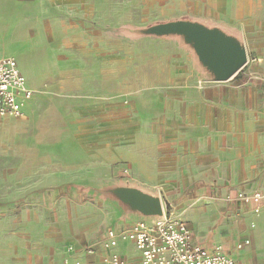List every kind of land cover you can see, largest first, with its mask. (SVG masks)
I'll return each mask as SVG.
<instances>
[{"label":"rangeland","instance_id":"obj_1","mask_svg":"<svg viewBox=\"0 0 264 264\" xmlns=\"http://www.w3.org/2000/svg\"><path fill=\"white\" fill-rule=\"evenodd\" d=\"M49 1L40 0L30 10L19 4L14 12L1 11L0 57H14L28 80L37 77L31 73L36 66L83 65L105 76L115 69L121 96L118 105L90 107L81 114L80 108L54 105L68 102L63 91L59 99L33 102V97L20 116L0 118V211L21 218L26 246L45 250L51 257L47 264H67L71 241L95 253L83 250L69 264H97L94 258L105 231L97 219L106 203L56 186L129 177L157 188L168 214L181 215L208 247L219 227L210 217L212 203L225 214L230 203L223 193L234 185L242 187L234 183L238 176L264 157V0H60L58 6ZM213 6L221 9L218 17ZM248 16L257 25H250ZM184 17L240 33L247 62L229 79L211 80L178 38L127 32ZM82 33L87 52L80 43ZM185 65L201 89V97L192 101L199 104L198 124L203 131L212 126L209 131L215 132L200 140L211 161L190 160L189 167L200 177L188 187L176 183L183 146L169 133L171 124L176 129L169 119L175 120L180 98L175 73ZM109 227L117 229L118 224Z\"/></svg>","mask_w":264,"mask_h":264},{"label":"crops","instance_id":"obj_2","mask_svg":"<svg viewBox=\"0 0 264 264\" xmlns=\"http://www.w3.org/2000/svg\"><path fill=\"white\" fill-rule=\"evenodd\" d=\"M39 2L40 0H0V17L3 16L1 11L9 10V13L14 12L19 4L25 5L24 8L30 10L32 9L31 7L39 4ZM49 4L58 6L61 5V2L60 0H50ZM211 9L214 11L215 17L221 15L220 8L213 6ZM11 17L13 16H10V18ZM248 19L251 21L250 25H257L252 22L253 19L251 16H248ZM257 20L262 22L261 19ZM13 21L14 20L10 21L9 25H11ZM80 26L81 28H86L85 24H80ZM80 35V43L85 48L84 52H87V37L83 35V33ZM94 50L99 51V47H94ZM76 55L77 52L75 55H70V59H75ZM31 73L35 74L37 77L29 80L26 77V84L27 87L33 91V95L31 98L24 100L23 108L30 103L33 97V102L59 99L63 91L67 93L66 100H68V102L54 105L63 106L64 104L65 106L80 108L79 113L81 114L87 113L90 107L106 108L119 104L118 99L121 96V78L118 70L112 69L111 72L105 76L99 73L98 70L90 69L83 65L57 68H42L36 66L31 69ZM40 75L44 76L40 77ZM175 75H177L175 80L181 82V88L177 93L181 99L177 98L175 102V120H173V118L169 119L170 122H176V129L174 130L175 125L171 124L170 126L172 129L169 133L174 138H177L179 142L181 140L183 146L182 154L178 152L179 168L177 169V173L179 177L176 178V183L188 187L200 177L198 170L189 167L190 160H193L194 164L208 163L211 161L210 153H205V148L202 147L200 140L202 137L214 136L215 132L209 131L213 129L212 126L209 127V130L203 131L198 124V118L195 116V111H198L199 104L192 105V101H197L198 98L201 97V89L199 85L193 81L195 74L192 68L187 65L181 66L180 71L176 72ZM63 86L65 89H62ZM191 96H195L196 99L191 100ZM195 107H197V110ZM190 109H192V113L188 112ZM3 117L14 116L6 115L0 118ZM11 123L12 122H8L6 125H11ZM137 179L147 182L148 177L146 179L137 177ZM234 183H239L242 187L234 185L226 189L223 195L230 192L235 193L239 190H244L246 192H253L256 190L264 191V157L262 156L259 163L253 165L250 169H247V171H243ZM187 189L188 188H185L184 191ZM229 203L228 210L225 214L220 206L212 203L214 212L210 217L212 223L218 224L219 227H215L213 232H215L216 235L211 239L207 248L213 249L216 245L224 246L226 252L234 258L236 264H264V204L260 206L259 212H255V206L253 204H243L239 202ZM107 205L109 204L103 207V212L100 213V217L97 219L98 228L105 230L103 231L104 233L101 232L100 235L104 238L106 230L111 228L109 227L111 223L115 222L118 224V228H121L133 221H120L118 218V211L113 206L109 207ZM206 206H208V204H205V207ZM231 206H233V208ZM234 208V211H229ZM175 213L181 214L182 212L175 211ZM11 215H13V213L0 211V264H47V258L48 261L51 262V257L49 258L48 255L46 256L45 250L38 246H26L24 242L23 222L19 216L12 217ZM10 217L16 220L10 222ZM219 231L222 232L223 235L217 234ZM246 239L250 242L240 249L237 248V244ZM194 240L205 246L201 238L197 239L195 233ZM68 244H73L78 249L76 254L71 257L72 261H74L77 255L83 251L84 246L73 241ZM106 251L103 244H98L94 258L97 264H104L103 256Z\"/></svg>","mask_w":264,"mask_h":264},{"label":"built area","instance_id":"obj_3","mask_svg":"<svg viewBox=\"0 0 264 264\" xmlns=\"http://www.w3.org/2000/svg\"><path fill=\"white\" fill-rule=\"evenodd\" d=\"M33 91L27 87L26 76L14 57H0V117L20 116L23 102L31 98ZM124 171L127 173L128 168ZM227 202L253 204L259 212L264 204V191L244 190L223 195ZM248 239L237 244L242 248ZM103 246L107 250L104 264H236L222 245L208 249L194 240V232L188 221L166 211L165 217L156 221L133 220L121 228H108ZM125 248V250H122ZM77 248L67 246L65 263L69 264ZM88 254L95 249L84 246ZM76 264H81L76 261Z\"/></svg>","mask_w":264,"mask_h":264},{"label":"water","instance_id":"obj_4","mask_svg":"<svg viewBox=\"0 0 264 264\" xmlns=\"http://www.w3.org/2000/svg\"><path fill=\"white\" fill-rule=\"evenodd\" d=\"M127 32L134 36L178 38L193 53L199 70L211 80L229 79L248 60L243 36L219 24L184 17L156 22ZM70 183L75 190L113 206L118 211L120 221H156L165 217L166 208L161 192L136 179H88Z\"/></svg>","mask_w":264,"mask_h":264},{"label":"trees","instance_id":"obj_5","mask_svg":"<svg viewBox=\"0 0 264 264\" xmlns=\"http://www.w3.org/2000/svg\"><path fill=\"white\" fill-rule=\"evenodd\" d=\"M57 189H67L69 191H76L79 194H82V192L75 190L70 182L62 183L58 186H56Z\"/></svg>","mask_w":264,"mask_h":264}]
</instances>
